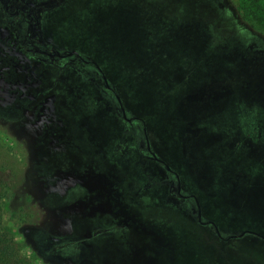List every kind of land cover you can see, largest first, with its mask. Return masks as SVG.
<instances>
[{"label":"rangeland","instance_id":"obj_1","mask_svg":"<svg viewBox=\"0 0 264 264\" xmlns=\"http://www.w3.org/2000/svg\"><path fill=\"white\" fill-rule=\"evenodd\" d=\"M32 1L42 7L40 24L53 46L60 51L74 49L89 61L73 54L53 64L35 60L38 54L20 42L27 38H15L8 24L19 22L20 17L5 15L0 3V33L5 28L9 32L7 38H0V246L13 248L7 264H133L130 257L136 258V252H130L129 240L135 248L143 242L129 231L100 237L93 244L52 231L58 220L54 215L67 201L51 189L58 179L51 167L56 158L53 152L68 140L82 142L84 132L91 144L123 154L144 140V127L151 150L167 159L173 156V133L198 129L192 118L202 111L240 110L229 90L237 82H264V0L254 10L251 0ZM26 30L22 22L21 35ZM91 59L104 70L109 83L117 86L125 111L139 117L132 128L125 121H108L114 120L118 103L114 94L90 79L93 76L100 84L101 73ZM31 74L37 82L30 80ZM117 134L118 142L109 138ZM203 147L206 150L200 156L215 161L212 166L203 161L196 173L192 171L194 176L219 170L213 154L221 145ZM172 162L181 168L183 178L190 177L185 163ZM256 165L247 169L252 175L249 185L247 178L232 182L235 176L213 175L210 192L200 182L201 187L208 194L215 192L213 198L220 205L225 203L223 193L240 195L248 190L258 195L250 215L256 219L255 212L264 210V166ZM170 178L176 186V176ZM173 197L176 216H161L158 225L181 246L178 264H264V248L255 247L264 245L245 238L195 247L182 229L204 227L183 213L187 204ZM206 212L218 216L216 210ZM222 214L218 216L221 221L229 218ZM258 223L264 233V212ZM106 247L114 258L101 256Z\"/></svg>","mask_w":264,"mask_h":264},{"label":"crops","instance_id":"obj_2","mask_svg":"<svg viewBox=\"0 0 264 264\" xmlns=\"http://www.w3.org/2000/svg\"><path fill=\"white\" fill-rule=\"evenodd\" d=\"M102 71L104 73L103 69ZM94 84L98 87L96 82ZM239 113L241 116L237 111H231V113L202 111L200 116L192 118L197 120L200 126L198 129L191 127L194 131L185 130L186 134L181 133V129H179L181 134L174 132L173 140L175 141L170 145V153H173L174 158L167 156L166 159L165 156L160 155L169 166V170L156 160L141 157L137 147L123 154L118 149L117 153L110 152L102 144H91L85 138L87 134L84 132H82L84 136L82 142L68 140L69 143L65 144L62 149L53 152L56 158L52 161L51 167L56 169L58 179L57 182L52 183L56 187L52 191L67 201L62 202L59 208L61 209L60 215L65 222L57 226L54 222L52 231L61 235L72 234L76 238L78 237L76 235L81 236V233L88 231L92 224L101 225L123 218L129 225L122 228L118 235H124L127 231L140 237L144 231L148 234L147 237L140 239L143 242L140 248L132 246L129 240L130 252L132 249L136 252L134 255L136 258L130 257L133 264H178L181 246L171 236L168 238L165 231L158 225L162 221L158 218L161 216L172 218V215L176 216L174 209L178 211L177 205H171V200L175 199L171 193L170 176L174 174L177 175L176 178L178 177L180 192L187 195L177 197L179 203H185L188 208L191 207L194 202L191 196L193 194L204 218L216 222L222 232L227 230L243 233L239 237L229 238L228 241L245 238L254 244L264 245L263 239L247 233L248 230L263 233L258 220L264 210L261 208L260 213L255 212L259 218L250 217L253 212L251 208L259 199L258 195L248 190L240 195L223 193L224 200H221L225 203L220 205L213 198L215 192L208 194L200 184V182L202 185L206 184L210 192V184L213 180L211 176L218 175L221 177L235 176L232 182L247 178V185H249L252 183V175L248 170L253 167V164L264 166V114L243 116L241 112ZM136 118L139 119L137 116ZM115 120L122 121L116 114L114 120L109 119L108 121L112 124ZM156 120L162 121L159 117ZM205 132H208V135ZM69 136L75 135L69 134ZM100 136L103 135L100 134ZM117 136L119 134L110 135L109 138L118 142ZM207 143L221 145V149L213 154L218 161L215 165L219 170L214 173L208 171L207 174L203 173V176L201 174L194 176L203 161L210 166L215 161L211 156H200L206 150L203 146ZM174 144H179L180 148ZM225 148L228 150L226 151ZM253 158L258 163H255ZM172 160L175 163L181 161L185 163L186 167L191 170L188 172L190 177L183 178L181 168ZM203 168L202 164V172ZM127 183L134 191L130 190ZM232 206L236 209H232ZM205 210H212L213 213L216 210L218 216L223 213L222 215L229 218L221 221L218 216L215 217L210 212L205 213ZM183 213L200 227H204L202 230L193 226L182 229L195 247L208 244V241L222 242L209 231V225L196 222L188 211ZM258 246L264 248L262 245L255 247L258 248ZM101 251L104 252V250ZM100 254L102 257L114 258L112 253L108 255L100 252Z\"/></svg>","mask_w":264,"mask_h":264},{"label":"flooded vegetation","instance_id":"obj_3","mask_svg":"<svg viewBox=\"0 0 264 264\" xmlns=\"http://www.w3.org/2000/svg\"><path fill=\"white\" fill-rule=\"evenodd\" d=\"M0 3L3 7V11L5 12V15L11 14L20 17L21 20L19 22L13 23L12 21H10L8 22V24L14 30L13 34L15 38H21L22 36L27 38V41H22V39H20V42L31 46L29 50L31 52L38 54L36 56H33L35 57L34 58L35 60H38L41 63L48 62L53 64L54 63L53 61L55 59H61L69 54H73L74 58L80 61H84V62L89 61L88 60L89 58L82 57L80 53L74 49L67 48L60 51L53 46L49 38L46 35H44L42 24H40L41 23L39 20L40 10L42 7L38 6L39 3H34L32 0H0ZM44 4L45 3H43V5ZM22 22L26 23L27 30L25 32V35H21L20 33L22 29ZM8 35H9L8 29L6 28L1 29L0 38L1 37L7 38ZM90 61H91L90 63L94 65L95 69H97L101 73L99 78L100 84L96 82V85L98 87L103 86L104 87L102 89L103 91L107 90L110 91L112 94H114V97L116 98L118 103V105L115 106L114 108L115 114L118 117H120L122 121L126 122L128 129L132 128L133 120L137 119L136 116H134L131 113H127L125 111L123 105L120 102L119 96L115 91L114 85L109 83L106 75L102 71V68L97 66V64L94 63L92 59ZM72 66L77 68L76 65H72ZM93 73L95 74L97 73V71L93 70ZM94 78L95 77L93 76L90 77V79L95 82ZM30 80H32L34 83L37 82L38 79H35V75L31 74ZM229 91L232 94L231 98L233 99L232 101L235 102V107L236 108L241 107L240 110H237L238 112H241L243 115L257 114V113L264 114V82L257 80L250 81L248 82V84L237 82V84L234 85ZM142 130L144 132L143 134L144 140L138 141V145H137L138 154L143 158L153 159L158 161L159 163H162L164 167L169 170L170 169L169 166L162 159H160L153 150H151L148 137L146 135V130L144 127L142 128ZM172 183L173 182L170 181V188L173 196H177V197L187 196L186 194L180 192V183L178 177H177L176 186ZM54 188L56 187L52 185L51 189ZM191 196L193 197L194 202L191 205V207L187 208V210L185 209V211L190 212V214L192 215L193 219L196 222L209 225L208 227L209 231L215 234V236L219 239V241H222L223 243L225 241H228L229 238L239 237L241 234H243L241 233V231L233 232L226 230L222 232L219 229L218 225H216L212 220L206 219L202 216L201 208L195 195L191 194ZM60 213L61 212H58V214L54 215L58 217L59 220L58 223L55 222L56 226L59 223L65 222V219L61 217ZM127 225H129L128 222L125 219L121 218L120 220H114L111 223H106L101 225L92 224L90 225V229L88 231L81 233V236L76 235L78 236L76 238H74L75 235L72 236V234L71 235L65 234L63 235V238L67 237L71 239L81 240L86 244L88 243L93 244L100 237H105V236L108 237L111 235L113 236L115 234L116 235L119 234L122 228H124ZM92 233L98 234L99 237H93ZM247 233L264 240V233L262 232L248 230ZM141 235H142L141 237L137 234L135 236L138 237V239H141L142 237L143 238L147 237L148 235L147 231H144V233H142ZM107 248L106 250H104V252H106L108 255H111V253L113 252L110 253V248L109 247Z\"/></svg>","mask_w":264,"mask_h":264},{"label":"trees","instance_id":"obj_4","mask_svg":"<svg viewBox=\"0 0 264 264\" xmlns=\"http://www.w3.org/2000/svg\"><path fill=\"white\" fill-rule=\"evenodd\" d=\"M251 9L254 10L255 8H260V3L259 0H251ZM252 13L254 11H251ZM9 249H12L11 246L9 244H4L2 246H0V264H7V261H9L10 258H13L10 256L11 251H9ZM13 255H14V251H13Z\"/></svg>","mask_w":264,"mask_h":264}]
</instances>
